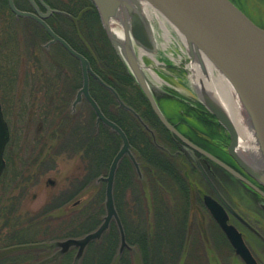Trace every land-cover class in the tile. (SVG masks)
<instances>
[{
	"label": "trees",
	"instance_id": "1",
	"mask_svg": "<svg viewBox=\"0 0 264 264\" xmlns=\"http://www.w3.org/2000/svg\"><path fill=\"white\" fill-rule=\"evenodd\" d=\"M13 1L20 10H29L31 7L27 0ZM42 1L57 11L46 20L52 31L84 56L92 71L115 91L127 107L138 114L142 122L154 133L158 146L137 118L119 106L114 95L91 78V97L104 116L124 131L138 164L139 172L131 161L124 157L114 175L113 201L123 229L125 246L120 251L121 238L116 224L109 225L98 239L90 241L79 256L77 246L65 248L61 242L55 241L58 238H79L100 225L105 214L102 203L104 189H98L96 198L90 199L91 203L85 201L82 208L71 205L65 209L71 214H64L63 208L70 201V197L82 196L81 191L90 182L93 183L101 174H107L118 142L120 143L119 137L109 128L101 123L96 126L94 113L86 102L83 101L71 109L72 102L68 98L77 91L75 75L71 76V70L65 74H60L59 70L61 76L56 75L57 80H53L55 86L50 84L48 89L35 88V94L40 90L43 92L42 99L37 102L38 111H41L42 115L45 114L44 121L50 119L52 123L56 117L64 119L62 116L65 115L70 133L60 130L56 142L68 144V137H71L77 153H80L84 160V165L69 186L50 197L47 205L40 210L24 213L19 211L16 206L19 205L17 202L21 197L17 202L15 199L6 201V204L10 203L9 209L0 201V220L4 221L0 227V264H208L202 242H198V239L204 237L201 230H195V238L190 237L193 232L189 210L191 195L182 173L180 158L170 155L163 140L171 138V154L177 150L178 143L158 121L111 43L102 37V31L100 33L98 28L97 35L91 34V21L94 20L97 24L99 22L91 0ZM20 3L26 7H22ZM19 21L26 23V40L35 43V40L43 37L49 39L36 22L29 18L15 17L8 8L7 0H0V56L4 57V53L7 50L10 53L11 49V56L15 54L18 34L9 24ZM82 30L87 32L83 33ZM75 40L81 42L80 45L85 46L91 54L86 53V49L84 51L76 47ZM57 46L66 60L78 63L60 45ZM36 47H39L38 44L33 48ZM9 62L11 63V60ZM36 73L38 74V68L33 69L31 79H34V83L38 82L35 81ZM72 73L74 74V71ZM64 82L69 84L62 86ZM82 105L89 107V116L84 117L78 113ZM51 130L54 132L53 128ZM34 162H37L36 158L32 165ZM169 191L173 193L171 201L165 199ZM60 215L69 218L64 220ZM53 222L60 226L57 230H66L63 237H55V234L51 233L50 238H46L47 232L54 230L51 225Z\"/></svg>",
	"mask_w": 264,
	"mask_h": 264
},
{
	"label": "rangeland",
	"instance_id": "2",
	"mask_svg": "<svg viewBox=\"0 0 264 264\" xmlns=\"http://www.w3.org/2000/svg\"><path fill=\"white\" fill-rule=\"evenodd\" d=\"M231 1L257 26H260L264 29V0ZM20 5L22 7L25 6L23 3H20ZM9 25L11 28L17 30L18 36H16V42L18 46L15 48L14 55L11 56V49L10 53L8 50L5 53L3 52L5 54L4 57L0 56V100L4 119L9 126L11 138L9 146L4 153L5 168L3 177L0 180V201L5 205L6 201L15 199L17 202V200H20L21 197V200L17 202L19 205L16 207L20 209L19 211L24 213L40 210L45 205H47L48 199L52 196H55L60 191H64L65 188L69 186L74 177L79 174L81 167L84 165V160L80 153H77L76 146L73 145L71 137H68V144H63L60 141L58 143L56 141V143L54 142V160H51L49 157L47 158L46 152L41 155L39 154L42 145L40 144V138L43 137V139H47L46 135L50 137L52 131L51 128H53L55 132L58 130L56 132L57 139L59 138L60 130H63L64 133L67 134L70 133V130L68 128L65 115L62 116L64 119H62L60 116L56 117L54 123H52L50 119H48V121L45 119L44 121L42 113L38 111L37 103L42 99L43 92L40 90L37 92V94H35L36 92L34 90L35 88L39 89L41 87L42 89H48L50 84L55 86V82H53V80H57L55 77L57 74H59V70H61L60 74L61 72L65 74L71 70V76L73 77L75 75V86H77V91L81 87L82 79L80 75L79 64H75L71 60H66V58L60 53L61 50L57 46V43H49V39L46 37L35 40L34 43L30 40H26L25 38L26 35L24 32V27L26 26V23H21L19 21L18 23H10ZM91 25L93 29L91 34L97 35L100 29V33L102 31V37H105L111 43L116 54L120 56L118 51L113 46L111 40L108 38L107 32L104 29L100 18L98 24L92 20ZM109 27L111 30V35H113L112 31H121V25L119 24L118 17L112 18ZM82 32L86 33L87 31L82 30ZM158 33H161V31L158 30ZM176 38L177 37H172V40L170 43L168 42V45L165 46V49H158L154 52H149L150 54H153L152 56H154V58L158 61L157 67H154V63L152 62L153 60L148 56H143L141 61L146 68L152 69L156 75L161 80H163V83L161 84H153L149 78H147V81H150V87L152 88L160 109L164 115L175 124H179L182 119H194L196 110L202 112H205V110L198 101V96L187 83L188 77L190 75V72L187 69V66L190 62L189 56L182 57L180 60L176 61L177 57L181 55L182 49ZM158 42H162V40L159 39ZM37 44L39 47L33 48ZM74 44L76 47H80L84 51L86 49V53L89 52L91 54V52L85 46L80 45L81 42L75 40ZM139 47L143 48L142 46ZM8 60H11V63ZM36 68H38V74L36 73L37 75L35 81L38 82L34 83L32 81L34 79L31 78L33 69L35 70ZM73 71L74 74L72 73ZM33 78L35 77L33 76ZM134 82L136 83L135 79ZM68 84L67 82H64L61 85L66 86ZM77 91L75 94H72L68 100L74 102ZM165 92L177 96L183 101V105L179 104V108L177 102L166 100V98L163 97ZM62 96L64 97L63 93ZM58 98H60V96ZM79 103L82 104L83 99H81L76 105ZM170 104L174 106L178 105V108H169ZM191 108H194L195 111H193ZM88 109L89 107H87V105H82L79 108L78 113L83 114L85 117L90 113V109ZM243 112L244 110L242 109V113ZM39 122L42 123V132L40 131L42 134L37 132ZM194 122L201 129L204 128L203 123L200 121ZM95 123L96 126L99 125L96 120ZM163 142L166 149L172 153L170 147L173 145V142L171 138H169L167 141L163 140ZM119 147L120 143L118 142L116 151ZM35 158L37 159V162H34L32 165ZM182 173L184 174V171ZM105 176L106 174H101L94 180L93 183L90 182V184H88L83 189V191H81L83 192L82 196L76 198L70 197V201L64 206L63 209H68V207H71V205L82 208L85 206V201L90 202V199H95L96 191L98 189H105ZM172 195V191H169L166 193L165 199L167 201H171L173 198ZM196 199L197 198L191 199L189 204L193 230L190 237L195 238V230H201L200 232L203 234L204 239H198V242H202L201 244L206 253L208 264H239L234 259L226 242L223 239H219V237H222L214 225L207 221L203 223L199 214L195 213V208H191V205L193 206L195 204ZM103 200L105 201V196ZM102 203L105 205L103 201ZM169 203L171 205V202ZM9 204L10 203L7 202L6 209L10 208ZM69 213L71 214V212L66 210L64 212L66 215ZM104 215L102 216V219ZM62 217L64 220L69 218L65 215ZM3 223L4 221L0 220V227ZM116 223V220L112 218L109 225H114ZM51 225L54 230H49L47 232L46 238L49 239L51 233L55 234V237H63V234L66 232V230H57L58 227L60 228L57 222H53ZM56 231H58V233H56ZM82 237L83 236L79 238H58L55 239V241L58 240L59 242H64L68 239L77 240Z\"/></svg>",
	"mask_w": 264,
	"mask_h": 264
},
{
	"label": "water",
	"instance_id": "3",
	"mask_svg": "<svg viewBox=\"0 0 264 264\" xmlns=\"http://www.w3.org/2000/svg\"><path fill=\"white\" fill-rule=\"evenodd\" d=\"M28 1L32 4L34 12L20 11L14 6L13 0H7L8 7L15 16L29 17L35 20L49 35L51 43H59L64 50L77 59L80 64L82 85L78 90L72 105L75 106L83 98L93 111L96 122L108 127L121 140L120 148L115 154L107 176L104 179L106 182L104 201L105 216L103 217L102 223L97 229L86 234L82 238L77 240L68 239L61 242V245L65 248L72 245L77 246L79 256L84 247L90 241L98 239L101 236V234L108 228L110 220L113 218L117 222L116 224L120 233L121 251L125 246L124 233L114 207L112 195L113 179L117 165L124 156H127L130 159L137 172H139L138 165L130 152V144L123 130L104 116L95 100L91 97L89 93V77H93L102 87L110 91L122 108L130 111L141 122L145 129H149L142 123L138 115L132 109L124 105L115 91L104 84L98 76L93 73L88 61L51 30L45 20L54 11L41 0H38L40 5L43 6L46 11L45 13H41L33 0ZM147 1L157 9L158 12L166 17L176 29L192 45L200 50L228 79L240 98L245 109H243L244 112L246 111L247 113L248 117L246 116V118L252 122L255 129L261 134L264 144V29L253 23L230 0ZM91 2L95 6L100 21L115 47L116 41L111 35L109 24L112 18L117 17L116 10L119 8L121 9L122 7L124 8L127 4L123 0H91ZM139 22L140 19H137V16H131V36L136 43L142 47L149 48V39L140 31ZM125 23L127 24V21H124V25H122L124 34L126 35L127 27L125 26ZM151 48L152 47H150V49ZM189 58H192L191 54L189 55ZM125 60L130 73L135 78L136 83L140 86L153 113L160 123L180 141L191 145L190 142L168 122L159 109L152 93L153 90L150 87L151 84L148 83L144 75L138 72L134 57L129 51L125 53ZM198 101L227 131L230 136L228 147L229 153L232 157L239 160L238 154L236 153L238 134L232 122L226 114H224V112L213 103L206 104L200 98ZM150 133L152 134V132ZM8 139V126L3 118L0 104V176L5 166L3 154ZM258 175L263 178L262 181L264 182V174L260 173ZM206 204L236 253L246 262V264H256L249 251L244 246L240 235L232 227L226 225L225 218L217 215L207 199Z\"/></svg>",
	"mask_w": 264,
	"mask_h": 264
},
{
	"label": "flooded vegetation",
	"instance_id": "4",
	"mask_svg": "<svg viewBox=\"0 0 264 264\" xmlns=\"http://www.w3.org/2000/svg\"><path fill=\"white\" fill-rule=\"evenodd\" d=\"M34 1L39 10L43 11L37 0ZM27 11H33L32 7ZM142 30L144 31L143 27ZM120 59L122 61L121 56ZM164 98L183 105V101L173 94H167ZM170 105L169 108H178V105ZM71 109L73 110L72 106ZM191 109L195 111L194 108ZM44 115L42 117H45ZM194 121L203 123L204 128L198 127ZM170 122L191 144L183 143L172 136L178 143L173 157L180 158L191 199L197 198L191 208H195V213L199 214L203 223L207 221L214 225L234 259L239 264H246L212 216L206 204L207 199L217 215L225 218L226 225L240 235L255 263L264 264V182L258 175L259 169L251 166L243 156L238 155L239 160L232 157L228 150L230 136L212 115L196 110L192 120L182 119L179 124L171 120ZM41 130L42 123L39 122L37 132L42 134ZM8 132L9 139L5 151L11 140L9 126ZM46 137L47 139L40 138L42 145L39 154L46 152V157L54 160L53 144L57 137L55 131H51L50 137Z\"/></svg>",
	"mask_w": 264,
	"mask_h": 264
},
{
	"label": "bare ground",
	"instance_id": "5",
	"mask_svg": "<svg viewBox=\"0 0 264 264\" xmlns=\"http://www.w3.org/2000/svg\"><path fill=\"white\" fill-rule=\"evenodd\" d=\"M123 1L127 6L117 9L116 16L120 25L127 21V24L125 23V26L128 27L126 30L127 34L125 35L122 32V28L121 31H112L119 53L124 57L125 53L129 51L134 57L138 72L149 78L153 84H161L163 80L152 69L146 68L142 64L141 59L143 56H148L153 60L154 67H157L158 61L149 52L165 49L172 37H177L176 40L182 49L181 55L177 57L176 61L182 57L192 55L187 66L190 72L187 83L203 102L206 104L213 103L226 114L238 134L237 154L243 156L244 159L249 161L251 166L257 167L259 172L264 174V144L262 136L255 129L252 122L246 118V111L242 113L244 107L228 79L147 0ZM132 14L137 16V19H140L139 26L142 24L146 38L149 39V48H141L133 40L130 26ZM157 29L161 33H158ZM159 39L162 42H158ZM150 47L152 48L150 49Z\"/></svg>",
	"mask_w": 264,
	"mask_h": 264
}]
</instances>
